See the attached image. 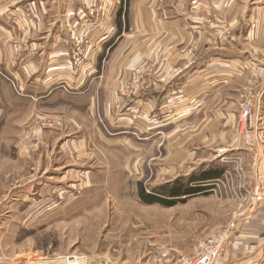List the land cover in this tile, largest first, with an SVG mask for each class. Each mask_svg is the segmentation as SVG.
Listing matches in <instances>:
<instances>
[{
    "label": "crops",
    "instance_id": "obj_1",
    "mask_svg": "<svg viewBox=\"0 0 264 264\" xmlns=\"http://www.w3.org/2000/svg\"><path fill=\"white\" fill-rule=\"evenodd\" d=\"M94 1L104 16L88 14ZM75 153L97 154L94 178L104 179L107 153H142L162 185H209L178 204L209 199L227 222L239 214L227 264H264V203L248 194L264 164V0H0V197L12 203L9 216L35 211L16 207L50 199L56 179L71 185ZM115 156L113 178L123 169ZM15 260L36 264L0 254V264Z\"/></svg>",
    "mask_w": 264,
    "mask_h": 264
},
{
    "label": "rangeland",
    "instance_id": "obj_2",
    "mask_svg": "<svg viewBox=\"0 0 264 264\" xmlns=\"http://www.w3.org/2000/svg\"><path fill=\"white\" fill-rule=\"evenodd\" d=\"M96 155L82 161L75 153L72 184L62 187L56 179L53 185L58 187L47 185L55 190L50 199L21 202L16 209L35 210L24 217L9 216L12 203L0 197V254L32 263L40 256L79 253L93 264H176L200 239L231 221L209 199L191 198L174 206L143 201L141 194L153 198L164 193L146 154L107 153L104 179L92 177L93 166L102 163ZM114 155L120 156L123 168L117 178L107 171ZM4 182L13 193L16 181L7 177Z\"/></svg>",
    "mask_w": 264,
    "mask_h": 264
},
{
    "label": "built area",
    "instance_id": "obj_3",
    "mask_svg": "<svg viewBox=\"0 0 264 264\" xmlns=\"http://www.w3.org/2000/svg\"><path fill=\"white\" fill-rule=\"evenodd\" d=\"M100 12L101 15L106 14L105 8L99 5L97 2H93L91 8L88 11L89 15H95ZM88 22L86 23V26ZM87 33V31H86ZM83 55L78 50L77 54H74V60L76 63L81 62ZM13 86L17 91H20L19 86L12 81ZM241 121L248 122L250 114L253 109L252 96L249 90L246 89L243 94V100L240 105ZM155 123L159 122V118L153 119ZM249 143L252 144V139H249ZM221 182V180H220ZM220 186V184H219ZM248 194L252 199L258 202H264V164L258 165L255 172V184L252 190L248 191ZM237 215V214H236ZM235 215V216H236ZM233 217L231 221L218 232L211 233L206 237L200 239L192 253L190 255H184L179 259L176 264H227L225 260V253L227 246L232 238L233 231L236 229L238 221L236 217ZM13 264H25L22 260H15ZM36 264H93L89 256L79 253L71 254H59V255H45L36 259ZM103 264H119V263H103Z\"/></svg>",
    "mask_w": 264,
    "mask_h": 264
},
{
    "label": "trees",
    "instance_id": "obj_4",
    "mask_svg": "<svg viewBox=\"0 0 264 264\" xmlns=\"http://www.w3.org/2000/svg\"><path fill=\"white\" fill-rule=\"evenodd\" d=\"M202 177L208 178L209 174L205 172ZM188 185V184H187ZM185 186L184 184H178L177 182L173 185L170 186H165L163 185L160 187L162 191L159 193L158 196H154L153 198H149L150 196L147 195H142V200L147 202V203H160L165 206H174L177 204L179 201H184L185 199H180L179 196L183 192L186 194H193V193H198V192H204L207 188H210L209 185L207 186H202V185H195V186Z\"/></svg>",
    "mask_w": 264,
    "mask_h": 264
},
{
    "label": "bare ground",
    "instance_id": "obj_5",
    "mask_svg": "<svg viewBox=\"0 0 264 264\" xmlns=\"http://www.w3.org/2000/svg\"><path fill=\"white\" fill-rule=\"evenodd\" d=\"M264 203V202H263Z\"/></svg>",
    "mask_w": 264,
    "mask_h": 264
}]
</instances>
